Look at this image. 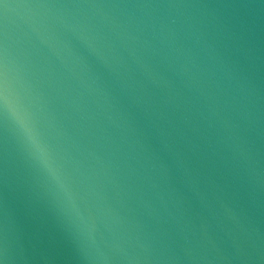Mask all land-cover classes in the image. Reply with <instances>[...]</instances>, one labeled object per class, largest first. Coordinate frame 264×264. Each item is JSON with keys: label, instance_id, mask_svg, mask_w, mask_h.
<instances>
[{"label": "water", "instance_id": "water-1", "mask_svg": "<svg viewBox=\"0 0 264 264\" xmlns=\"http://www.w3.org/2000/svg\"><path fill=\"white\" fill-rule=\"evenodd\" d=\"M0 87V264H264V0H3Z\"/></svg>", "mask_w": 264, "mask_h": 264}, {"label": "snow or ice", "instance_id": "snow-or-ice-1", "mask_svg": "<svg viewBox=\"0 0 264 264\" xmlns=\"http://www.w3.org/2000/svg\"><path fill=\"white\" fill-rule=\"evenodd\" d=\"M0 3H3V0H0ZM7 5H5V7H6ZM2 87H0V99H2Z\"/></svg>", "mask_w": 264, "mask_h": 264}]
</instances>
